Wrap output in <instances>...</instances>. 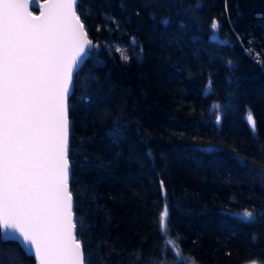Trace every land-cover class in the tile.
Wrapping results in <instances>:
<instances>
[{
	"label": "trees",
	"instance_id": "trees-1",
	"mask_svg": "<svg viewBox=\"0 0 264 264\" xmlns=\"http://www.w3.org/2000/svg\"><path fill=\"white\" fill-rule=\"evenodd\" d=\"M78 12L99 45L80 73L86 92L76 86L69 98L70 185L86 256L264 264V0H79ZM128 42L139 56L124 60L117 44ZM165 203L175 252L162 251ZM14 261L36 264L0 242V264Z\"/></svg>",
	"mask_w": 264,
	"mask_h": 264
},
{
	"label": "snow or ice",
	"instance_id": "snow-or-ice-1",
	"mask_svg": "<svg viewBox=\"0 0 264 264\" xmlns=\"http://www.w3.org/2000/svg\"><path fill=\"white\" fill-rule=\"evenodd\" d=\"M78 3L46 0L35 15L29 10L30 0H0V242L18 244L36 264H92L91 253L86 256L78 238L70 189L69 96L75 95L76 86L86 92L80 73L99 45L89 39ZM219 31L214 19L210 42ZM219 108L214 105L213 113ZM245 120L255 137L251 110ZM120 134L119 128L109 133L115 138ZM159 186L166 196L164 180ZM243 216L248 222L255 219L251 211ZM167 218L165 203L158 222L165 238L162 251L175 252L179 238H170ZM134 256L131 264H143L140 254ZM177 264L195 261L181 257Z\"/></svg>",
	"mask_w": 264,
	"mask_h": 264
},
{
	"label": "rangeland",
	"instance_id": "rangeland-1",
	"mask_svg": "<svg viewBox=\"0 0 264 264\" xmlns=\"http://www.w3.org/2000/svg\"><path fill=\"white\" fill-rule=\"evenodd\" d=\"M117 48L120 50L121 56H139V50L133 43H119L117 44Z\"/></svg>",
	"mask_w": 264,
	"mask_h": 264
},
{
	"label": "water",
	"instance_id": "water-1",
	"mask_svg": "<svg viewBox=\"0 0 264 264\" xmlns=\"http://www.w3.org/2000/svg\"><path fill=\"white\" fill-rule=\"evenodd\" d=\"M44 3H46V0H35V3H32L31 2V0H30V8H29V10L30 11H32L33 12V14H35V15H39V8H40V6L41 5H43ZM78 6H79V3H78ZM78 6H77V12H78ZM79 14V13H78ZM81 17V16H80ZM81 20H82V18H81ZM83 21V20H82ZM84 23V22H83ZM84 26H85V24H84ZM85 29H86V26H85ZM86 31H87V29H86ZM87 33H88V31H87ZM88 37H89V39H91L90 38V35H89V33H88ZM92 40V39H91ZM69 98H70V96H69ZM69 120H70V113H69ZM71 180V179H70ZM70 189H71V185H70ZM73 201H74V196H73ZM74 208H75V201H74ZM75 213V212H74Z\"/></svg>",
	"mask_w": 264,
	"mask_h": 264
}]
</instances>
